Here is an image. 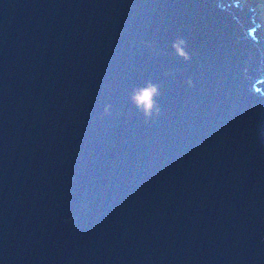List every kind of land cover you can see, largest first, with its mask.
<instances>
[{"label": "water", "instance_id": "obj_1", "mask_svg": "<svg viewBox=\"0 0 264 264\" xmlns=\"http://www.w3.org/2000/svg\"><path fill=\"white\" fill-rule=\"evenodd\" d=\"M216 3L0 0V264H264V42Z\"/></svg>", "mask_w": 264, "mask_h": 264}, {"label": "clouds", "instance_id": "obj_2", "mask_svg": "<svg viewBox=\"0 0 264 264\" xmlns=\"http://www.w3.org/2000/svg\"><path fill=\"white\" fill-rule=\"evenodd\" d=\"M152 47L151 44L148 45ZM188 43L183 37H177L172 43V49L176 57L188 61L191 59L187 51ZM189 87L193 86L191 78L187 80ZM161 95L160 85L151 80L145 81L142 85L133 87L129 93L128 99L135 109L143 115L145 122L158 117L161 114V107L158 97ZM111 105L104 108L105 114H110Z\"/></svg>", "mask_w": 264, "mask_h": 264}, {"label": "rangeland", "instance_id": "obj_3", "mask_svg": "<svg viewBox=\"0 0 264 264\" xmlns=\"http://www.w3.org/2000/svg\"><path fill=\"white\" fill-rule=\"evenodd\" d=\"M243 4H249L250 6H254L256 5L258 8L259 7V11L257 10L256 15H253V23H256V26L259 25V33L261 34H254V33H250V35L252 36V38L254 40H257V36L259 37V39H263L264 42V22H262V11H264V0H241ZM260 15V16H259ZM260 19H259V17ZM258 84H260V86L263 88L261 90H264V76H263V80L259 81Z\"/></svg>", "mask_w": 264, "mask_h": 264}, {"label": "bare ground", "instance_id": "obj_4", "mask_svg": "<svg viewBox=\"0 0 264 264\" xmlns=\"http://www.w3.org/2000/svg\"><path fill=\"white\" fill-rule=\"evenodd\" d=\"M223 1L225 2V3H229V2H233V1H235V3H238L239 4V8H245L246 6H248L249 8H251L250 9V11H252V8H253V6L251 5H249V4H243L242 3V1L241 0H217V3H216V5L217 6H222L223 5ZM257 1V0H256ZM254 6H256V5H254ZM257 7V6H256ZM257 10H258V8H257ZM251 33H254V34H261V33H259V25L257 26V27H254V28H252L251 29ZM261 132H262V134H264V124H262V126H261Z\"/></svg>", "mask_w": 264, "mask_h": 264}, {"label": "trees", "instance_id": "obj_5", "mask_svg": "<svg viewBox=\"0 0 264 264\" xmlns=\"http://www.w3.org/2000/svg\"><path fill=\"white\" fill-rule=\"evenodd\" d=\"M258 11H259V7H258ZM261 14H262V16H261V18H262V22H264V11H262ZM259 16H260V15H259ZM259 16H258V17H259ZM259 19H260V17H259Z\"/></svg>", "mask_w": 264, "mask_h": 264}]
</instances>
